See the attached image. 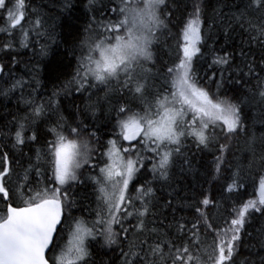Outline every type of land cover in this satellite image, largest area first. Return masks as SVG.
<instances>
[{
	"label": "snow or ice",
	"instance_id": "obj_1",
	"mask_svg": "<svg viewBox=\"0 0 264 264\" xmlns=\"http://www.w3.org/2000/svg\"><path fill=\"white\" fill-rule=\"evenodd\" d=\"M175 4L84 0L83 31L70 34L74 71L48 64L29 68L25 80L13 78L16 54L39 45L46 57L57 43L56 25L30 0H0V52L10 57L0 60V79L10 84L0 95L19 92L26 105L0 128V264H264V229L240 258L242 234L251 235L246 224L264 218V0H231L229 12L216 10L226 42L220 49L203 0L184 5L176 32ZM63 11L78 9L65 0ZM234 34L248 37L239 63L227 46ZM165 45H174L170 62L159 56ZM40 71L53 84L43 101L32 94ZM102 125L111 135L103 143ZM190 145L216 151L219 199L208 191L187 198L170 192L161 206L156 184L171 186L177 164L191 163L184 151ZM86 181L94 185L95 208L77 216L75 189Z\"/></svg>",
	"mask_w": 264,
	"mask_h": 264
},
{
	"label": "trees",
	"instance_id": "obj_2",
	"mask_svg": "<svg viewBox=\"0 0 264 264\" xmlns=\"http://www.w3.org/2000/svg\"><path fill=\"white\" fill-rule=\"evenodd\" d=\"M30 2L32 7L36 9V12L43 17L47 25H52L53 23L56 25L52 31L57 34V43L50 45L49 52L46 57L39 56V45H37L35 49H24L17 53L16 58L19 59L21 63L15 65L13 78H23L25 80H30L31 73L29 72V68L35 67L36 69H43L45 65L48 64H51L53 67L62 66L70 74L75 69V57L71 51L74 41L70 38V34H75L77 30L80 32L83 31L82 23L84 20V14L86 12L84 0H73V4L75 8L78 9V11H73L71 16L63 11L65 0H30ZM237 2H239V0H237ZM188 3L189 0H176L174 9L177 28L173 29L174 32L177 31L179 25L186 19V10L184 5ZM203 3L206 5V19L216 23V26L213 28L212 43L217 49H220L225 46L226 42L224 40L223 31L219 29L218 21L215 20L216 10L218 8H223L224 12H229L231 0H203ZM232 10L235 11V9ZM220 19H223V17H220ZM0 26H2V20H0ZM241 38L245 41L248 39L246 34H243L242 37L234 34L232 41L227 42L229 51L236 50L237 58L235 63L240 62L239 48L241 47ZM45 43L48 42L43 40L41 41V44ZM168 44H172L171 39L168 41ZM245 47H247V45H245ZM169 52L172 54L169 55ZM250 52L252 57H255L257 60L259 59L258 45L254 44ZM174 55V45L171 49H169L167 45L160 48L159 56L162 61L170 62L172 59H174ZM9 58V56H6L3 52H0V60L7 62ZM37 61H39V63H37ZM199 70L201 72L205 70L209 72L212 71L211 68H201ZM7 79L8 77L0 79V89H6L10 86V84H5V80ZM38 79L40 81L38 89L35 91L28 89L25 91V95H28V91H32L33 96L37 100L43 101L51 95L53 84L48 72L46 71H40ZM57 82L59 83V81ZM234 87L239 88L241 92H244L245 90L239 85H227L229 90L233 89ZM247 87H251V85H248ZM68 99L71 100L73 97L69 96ZM76 102L80 103L79 100ZM65 103H67V101H65ZM67 107L68 110L65 112V115H68L71 110L70 104H68ZM25 109L26 105H24L23 101L20 99L19 92L12 94L10 98H5L0 95V128H3L4 125L8 124V122L14 118V114L20 116L24 115ZM28 111H30V109H28ZM246 112H248L252 117L258 115L255 109H246ZM41 130L44 131V129ZM259 131V124H257V132L259 133ZM98 134L101 137V143H103L105 139L111 138L110 132L103 125L100 129H98ZM32 151L34 152L35 149L33 148ZM184 151L185 157H187L191 163H183V168H181L180 163L177 164V167L174 169V176L171 186L165 185L161 187L160 185L163 182L156 184L157 197L161 206H164L166 204V200L170 198V192L172 193L173 198H187L200 191H208L219 199L220 185L223 183V180L216 181L212 178L213 163L215 160V155L217 154L216 151H200L192 145H190ZM31 154L32 152H29V155ZM229 159H231L233 163H236V160L233 157H229ZM181 162H183V158H181ZM148 166L150 167V164ZM147 177L148 179H151V174L148 173ZM95 195L96 193L94 191V185H92L90 182L86 181V185L78 186L75 189L77 207L73 209V212L77 216L83 215L88 217L92 212V209L95 208ZM225 195L227 194L225 193ZM251 196V189H248V197ZM229 203H231V201H229ZM226 207L227 204H225L224 208L220 209V213H224ZM180 214V212H177V217H179ZM216 215H219V213ZM168 219L170 220L171 216H169ZM245 228L248 233H251V235L249 236L242 234L243 247L241 249V259H243L249 252V245L257 243L259 236L258 230L264 229V218L257 216L255 219L250 220L246 224ZM97 248H99V245H97ZM100 251L104 252L108 250L100 249ZM116 255H118V253ZM114 258L115 255H113V259ZM104 259L108 260V256H105Z\"/></svg>",
	"mask_w": 264,
	"mask_h": 264
}]
</instances>
